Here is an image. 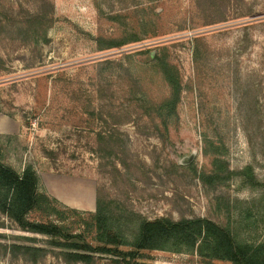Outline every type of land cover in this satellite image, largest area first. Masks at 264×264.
I'll list each match as a JSON object with an SVG mask.
<instances>
[{
    "label": "rangeland",
    "instance_id": "374dc122",
    "mask_svg": "<svg viewBox=\"0 0 264 264\" xmlns=\"http://www.w3.org/2000/svg\"><path fill=\"white\" fill-rule=\"evenodd\" d=\"M37 11L54 19L44 33L23 22ZM133 32L140 41L114 49L101 51L95 41ZM162 48L183 86L167 138L145 107L169 94L143 53ZM115 129L122 143L103 159L97 135ZM207 138L220 145L231 171L249 165L264 184V0H0L5 161L18 170L31 164L40 190L78 211L63 209L67 230L94 243L83 220L100 198L129 239L142 218L207 217L230 224L242 240L264 241V186L243 184L237 174L217 188L199 179L211 170ZM48 241L0 214V264H31L5 245L54 249ZM142 253L144 264H225L197 254ZM39 264L66 263L48 254ZM94 264L112 263L102 256Z\"/></svg>",
    "mask_w": 264,
    "mask_h": 264
},
{
    "label": "trees",
    "instance_id": "16d2710c",
    "mask_svg": "<svg viewBox=\"0 0 264 264\" xmlns=\"http://www.w3.org/2000/svg\"><path fill=\"white\" fill-rule=\"evenodd\" d=\"M98 8L101 10L99 6ZM23 22L44 33L54 19L47 13L37 11L26 16ZM43 36L47 41L46 35ZM140 40L141 36L136 32L128 37L99 36L95 39L101 51ZM143 53L148 54V58L158 68L169 88L167 97L145 103L147 116L156 121V129L163 138H167L171 123L178 117L177 108L183 90L181 75L163 48L154 51L147 49ZM99 119L109 125L102 113ZM113 126H116L115 123ZM115 131L103 130L97 135L98 143L101 144L99 150L104 152L103 159H111L118 143H122L119 139L122 133L117 129ZM205 140L206 154L211 156V170L198 174L205 185L212 188L224 186L237 174L243 184L250 187L264 186L257 181L253 168L249 165L238 172L231 171L224 160L220 145L212 139ZM7 144L8 142L0 141V214L5 215L22 231L50 238L48 242L54 247L48 249L19 243L5 245V252L14 257H21L31 264H39L48 254L62 259L66 264H94L102 256H107L112 264H144L140 261L143 251L166 250L197 254L207 262L264 264V241L251 243L242 240L230 224L221 225L207 217H183L178 220L170 217L142 218L137 221L132 238L129 239L122 231L119 219L110 213V208L103 204L100 198H97L96 210L88 212V217L83 220L85 230L92 234L94 243H91L84 233H72L66 229L62 222L65 212L63 209L67 208L63 207L58 199L40 190L41 179L31 164H26L23 169L18 170L5 161ZM68 210L78 212L75 209ZM33 212H39L41 218L31 220L29 215ZM52 216L60 221L50 220ZM249 218L250 210L247 209L245 219Z\"/></svg>",
    "mask_w": 264,
    "mask_h": 264
},
{
    "label": "water",
    "instance_id": "95a60500",
    "mask_svg": "<svg viewBox=\"0 0 264 264\" xmlns=\"http://www.w3.org/2000/svg\"><path fill=\"white\" fill-rule=\"evenodd\" d=\"M193 156H189L183 160V163H188L192 160Z\"/></svg>",
    "mask_w": 264,
    "mask_h": 264
},
{
    "label": "flooded vegetation",
    "instance_id": "af4514ba",
    "mask_svg": "<svg viewBox=\"0 0 264 264\" xmlns=\"http://www.w3.org/2000/svg\"><path fill=\"white\" fill-rule=\"evenodd\" d=\"M185 158H187V157H185ZM185 158H184V159H185Z\"/></svg>",
    "mask_w": 264,
    "mask_h": 264
}]
</instances>
